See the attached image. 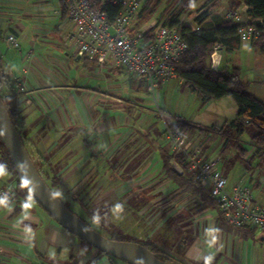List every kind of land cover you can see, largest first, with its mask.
Wrapping results in <instances>:
<instances>
[{"label": "crops", "instance_id": "0c3cea01", "mask_svg": "<svg viewBox=\"0 0 264 264\" xmlns=\"http://www.w3.org/2000/svg\"><path fill=\"white\" fill-rule=\"evenodd\" d=\"M64 9L59 0H0V58L15 82L3 88V100L47 186L88 217L182 264H242L240 237L219 230L214 212L165 174L163 157H172V168L173 153L163 125L158 129L147 116L145 82L72 56L63 39L70 28ZM10 34L19 51L5 46ZM220 52L217 68L224 69ZM187 140L205 160L203 143ZM15 182L0 170V194H7L0 205V264H65L71 257L73 264H125L86 248L35 202L11 199Z\"/></svg>", "mask_w": 264, "mask_h": 264}, {"label": "built area", "instance_id": "2783aa9c", "mask_svg": "<svg viewBox=\"0 0 264 264\" xmlns=\"http://www.w3.org/2000/svg\"><path fill=\"white\" fill-rule=\"evenodd\" d=\"M64 5L65 21L70 23L64 34L72 56L104 65L121 68L130 76L142 79L147 90L159 83L177 78L173 65L187 51V44L175 30L163 24L152 26L148 31H137L135 24L144 3L148 0H59ZM107 6L118 7L117 15L109 21ZM247 7L242 3L230 11L226 20L236 26L241 43L256 40L262 26L246 18ZM148 34V41L142 35ZM5 46L19 51L20 45L14 35H6ZM217 51L215 50L211 58ZM163 123V136L174 156L180 155L186 171L179 162L172 160V169L179 176L192 174V180L209 190L216 201L223 220L232 227H253L264 231V208L254 202L251 190L244 184L228 186L227 179L218 170L220 158L205 161L198 149L189 147L185 134L173 130L165 121L164 111L156 108ZM7 201V194H0V205ZM1 261V260H0Z\"/></svg>", "mask_w": 264, "mask_h": 264}, {"label": "trees", "instance_id": "16d2710c", "mask_svg": "<svg viewBox=\"0 0 264 264\" xmlns=\"http://www.w3.org/2000/svg\"><path fill=\"white\" fill-rule=\"evenodd\" d=\"M195 1L196 0H173L170 6L176 4L178 10L166 16V13H168L170 8L168 7L167 9H164L157 18V23H162L164 26L170 29H175L187 44V51L173 65L176 77L177 79L181 80L183 84L191 91L197 93L201 97L203 103L211 100L229 98L236 106L235 118L229 124L230 128L233 129L236 137L239 139L246 127H252L255 131L252 141L256 147L263 149L262 157H264V102L245 90L243 83L238 77L236 69L228 71L226 68H217L216 70L211 68V55L215 50L231 53L241 48V42L236 33V26L226 19L219 20L215 25H208L205 23L207 20L205 13L197 15V17L193 19L194 27L181 23V15L184 13H189ZM214 1L215 0H213V5L211 4L212 6L210 9L217 7V4H215ZM161 2L162 0H148L145 2L138 15L136 21L137 26L150 21L155 15V12L157 11V8ZM240 3L247 7V20L257 25L261 23L264 27V0H235L232 9L237 7ZM208 4L209 3L206 2L205 6H208ZM117 12L118 7L116 6L106 7V13L108 15L109 21L114 19V17L117 15ZM65 14L66 11L64 9L63 15ZM258 31L260 35L253 44L254 46H259L260 49H264V28L259 26ZM148 39L149 36L147 33L142 35V40L144 42L148 41ZM14 86L15 82L11 81L3 71L2 60L0 58V96L2 100L3 88H13ZM3 103L11 124L19 133L18 124L15 120L16 115L13 109H11L8 104L4 102V100ZM169 126L173 130H180L183 134H187L195 128L194 126L180 120H177L172 125L169 124ZM235 146L237 147V144H235ZM28 154L39 175L42 176L40 168L36 165V163H34L36 162L34 156L32 157L29 152ZM172 156L173 159L179 162L182 168L186 171V165L184 164L182 157L180 155L174 156V154ZM170 158L172 157H163L164 171L167 177L170 178L177 188L182 190V192H186L197 197L201 207L208 208L210 211L214 212L215 226L219 230L232 233L240 238L254 237L256 229L253 227L235 228L229 226L219 213L217 203L210 195L209 190L193 181L191 173H186L184 176H179L174 173L169 163ZM1 169L7 173H11L16 179L15 186L10 190L11 199L19 198L21 200L24 199L35 202L16 175L8 154L6 153V150L0 141V170ZM42 179L44 180V178ZM88 219L90 223L96 227H99L100 229L106 228L107 226L105 221H98L96 215H89ZM82 221L91 227L90 224H88V221ZM108 239L122 242H134L128 240V238L120 234V232H113L110 234ZM82 243L86 248H92L88 244L84 242ZM144 246L146 249L155 254L159 260L165 261L169 258L156 247H151L148 245ZM105 256L112 261L116 260L108 255ZM76 259L77 257H71L65 264H73Z\"/></svg>", "mask_w": 264, "mask_h": 264}, {"label": "rangeland", "instance_id": "374dc122", "mask_svg": "<svg viewBox=\"0 0 264 264\" xmlns=\"http://www.w3.org/2000/svg\"><path fill=\"white\" fill-rule=\"evenodd\" d=\"M215 1L217 7L210 9L213 0H196L189 13L181 15L180 22L194 27L193 19L201 13H205L207 18L205 23L208 25H215L219 20L226 19L227 14L232 10L230 0ZM172 2L173 0H162L153 18L146 22L142 29L149 32L152 26L162 24L157 23V18L164 9L170 7L166 16L178 10L176 4L170 6ZM206 2L209 3L208 6H205ZM220 53L222 66L228 71L236 69L245 90L264 102V49L247 45L235 52L222 51ZM148 93L147 116L153 120L158 129L163 123L156 114V108H158L156 106L164 110L165 121L168 124L172 125L180 120L194 126L195 128L185 136L186 143L188 142L187 137H192L194 140L197 138L200 143H203L205 160L214 161L217 157L220 158L221 161L217 164V168L224 174L228 186L246 185L251 190L254 200L264 207L263 149L254 145L252 137L255 131L252 127H246L239 139L236 137L229 125L235 118L236 106L229 98L203 103L197 93L184 84H179L178 79L159 83L154 88L153 95L149 90ZM260 179L262 183L259 182L260 185L258 184L257 188L255 183ZM53 190L69 211L80 219L88 221V224L104 237L109 238L110 234L118 232L113 227L109 228L108 224L103 229L94 226L89 222L88 214L83 208L79 207L80 210H77L78 205H74L70 200L67 201L66 197L59 195L55 189ZM143 201L144 198L140 197L138 203ZM120 234L135 242L133 234L126 236L127 233L124 234L123 229ZM261 237L264 239V231L256 229L254 237L238 239L241 244L239 258L243 260L242 264H264V241H260Z\"/></svg>", "mask_w": 264, "mask_h": 264}, {"label": "water", "instance_id": "95a60500", "mask_svg": "<svg viewBox=\"0 0 264 264\" xmlns=\"http://www.w3.org/2000/svg\"><path fill=\"white\" fill-rule=\"evenodd\" d=\"M218 60L219 54L216 53L211 58L213 70L217 69ZM0 141L8 154L16 175L29 195L55 223L80 241L125 264H182L171 258L165 261L159 260L155 254L140 243L110 240L70 212L39 175L21 136L10 122L1 96ZM260 241H263V238Z\"/></svg>", "mask_w": 264, "mask_h": 264}]
</instances>
